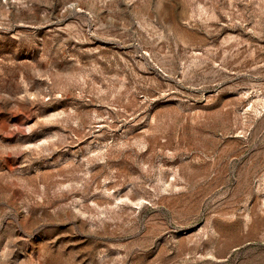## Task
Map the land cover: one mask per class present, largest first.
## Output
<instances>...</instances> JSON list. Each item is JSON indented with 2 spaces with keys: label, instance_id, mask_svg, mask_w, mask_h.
I'll use <instances>...</instances> for the list:
<instances>
[{
  "label": "rangeland",
  "instance_id": "obj_1",
  "mask_svg": "<svg viewBox=\"0 0 264 264\" xmlns=\"http://www.w3.org/2000/svg\"><path fill=\"white\" fill-rule=\"evenodd\" d=\"M0 264H264V0H0Z\"/></svg>",
  "mask_w": 264,
  "mask_h": 264
}]
</instances>
